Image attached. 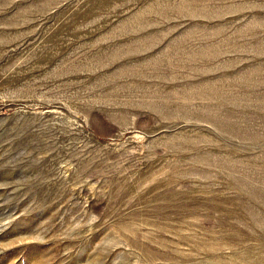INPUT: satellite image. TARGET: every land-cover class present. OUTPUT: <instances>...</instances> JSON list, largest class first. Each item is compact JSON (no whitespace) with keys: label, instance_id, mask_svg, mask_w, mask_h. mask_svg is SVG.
Returning a JSON list of instances; mask_svg holds the SVG:
<instances>
[{"label":"rangeland","instance_id":"1","mask_svg":"<svg viewBox=\"0 0 264 264\" xmlns=\"http://www.w3.org/2000/svg\"><path fill=\"white\" fill-rule=\"evenodd\" d=\"M0 264H264V0H0Z\"/></svg>","mask_w":264,"mask_h":264}]
</instances>
